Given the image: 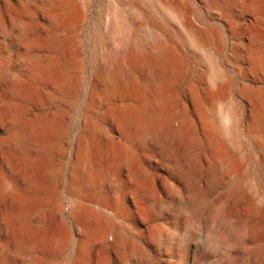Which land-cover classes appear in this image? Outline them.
Listing matches in <instances>:
<instances>
[{"label": "rangeland", "instance_id": "1", "mask_svg": "<svg viewBox=\"0 0 264 264\" xmlns=\"http://www.w3.org/2000/svg\"><path fill=\"white\" fill-rule=\"evenodd\" d=\"M165 1L205 47L153 0H0V264H264L263 17L251 0ZM25 3L30 50L14 28ZM156 43L168 80L145 93L152 68L134 54ZM144 104L180 146L126 132L132 111L147 124ZM80 151L91 188L73 197ZM216 152L230 168L210 174Z\"/></svg>", "mask_w": 264, "mask_h": 264}, {"label": "bare ground", "instance_id": "2", "mask_svg": "<svg viewBox=\"0 0 264 264\" xmlns=\"http://www.w3.org/2000/svg\"><path fill=\"white\" fill-rule=\"evenodd\" d=\"M153 1L160 4L175 19H177L181 23L183 29L185 30L186 34L188 35L194 47H197V48L205 47L206 42L201 41V39L197 36L195 31L192 30L190 26L187 25L186 23L187 16L183 11L176 9L173 5L166 2L165 0H153ZM201 1L203 2V5H205L207 10L213 11L216 9V4L214 3V0H201ZM29 3H25L22 6H20L19 11H17L16 9L14 11V16H15L14 28H18L20 32V37H21L20 39L22 40V42H24L28 50H30L33 47V45H30L31 43H29L26 40L27 29H26V25L24 24L23 19H24V15L26 12V6H28ZM250 7L252 11L258 14H261V16L263 17V19L259 22V27L254 32L252 44H253L255 54L259 58L264 60V0H251ZM17 42H19V40ZM148 48H149L148 50L149 53H145L146 51H143L142 50L143 48H141L138 50V52L134 54L136 68L141 70L149 65L152 68V71L148 73L146 77L144 78V81H143L144 91L145 93L151 90L160 92L165 87L167 80H168V66L170 64V59L168 57L169 50L163 43L150 44ZM29 62H30V58L28 55H23V57H20L19 59V63L23 67H25ZM72 64H73L72 61L71 62L66 61V64L62 62H57L55 67L56 69L63 70V68L65 67L69 68ZM111 66L112 65H110V63L108 62H103L101 66V76L104 77L105 79H110L112 77ZM123 71L125 73V76L128 73L131 75V72H132L128 69H124ZM121 74L123 73L121 72ZM158 106L159 104H144V111L146 112L148 116L146 119L147 124H144V125L141 119V115L137 110L132 111L129 114H127L124 120V128L126 132L128 134H131L133 133L134 130L138 131V129L140 128V131L142 132V136L145 141H149V139L151 138H156L161 141L162 140L170 141L173 146L175 145L180 146L181 145L180 140L184 133L183 130L179 129L175 133L172 132L171 123L173 121L171 119L161 121L159 119L160 114H159ZM229 115H230V119L235 122L236 115L235 114H229ZM123 150H124L123 157L125 161H128L131 156V144L129 143V141L125 143ZM185 151H187L188 153H191L190 148H185ZM87 159L88 157L84 153V151H80L77 157V162L75 164V171L73 174V181H72V184L73 185L75 184V195L76 196H79L85 193L91 188L90 183L88 181L89 171L86 169ZM214 159H215V162L209 164L208 170L210 174L219 172L221 170H227L228 168H230L227 157L224 156L221 152L214 153ZM196 160L197 158L195 157L194 161ZM88 228L90 230H94V226L92 224H89ZM104 234H105V231L103 229L98 234L99 238L103 239ZM127 238L129 239V237ZM122 241L125 242V240H122V238H117V243L119 245L122 243Z\"/></svg>", "mask_w": 264, "mask_h": 264}, {"label": "crops", "instance_id": "3", "mask_svg": "<svg viewBox=\"0 0 264 264\" xmlns=\"http://www.w3.org/2000/svg\"><path fill=\"white\" fill-rule=\"evenodd\" d=\"M101 162H102V160H101ZM74 168H75V163H74V165H73V170H74ZM72 170V177H71V182L73 181V171ZM102 171V170H101ZM104 173V172H103ZM100 191H104V187H103V185H101L100 186ZM70 193H71V195L73 196V197H75V184L73 185L72 183H71V187H70Z\"/></svg>", "mask_w": 264, "mask_h": 264}]
</instances>
